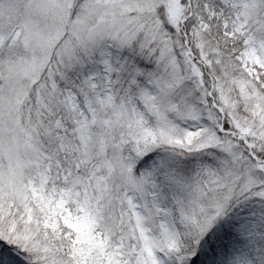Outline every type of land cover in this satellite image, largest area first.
<instances>
[{"label":"snow or ice","instance_id":"6c2138e0","mask_svg":"<svg viewBox=\"0 0 264 264\" xmlns=\"http://www.w3.org/2000/svg\"><path fill=\"white\" fill-rule=\"evenodd\" d=\"M0 264H264V0H0Z\"/></svg>","mask_w":264,"mask_h":264}]
</instances>
